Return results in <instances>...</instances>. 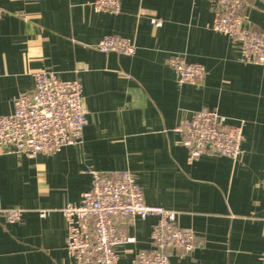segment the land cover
<instances>
[{"label": "crops", "instance_id": "1", "mask_svg": "<svg viewBox=\"0 0 264 264\" xmlns=\"http://www.w3.org/2000/svg\"><path fill=\"white\" fill-rule=\"evenodd\" d=\"M92 1L0 0V115L31 90L36 70L77 78L87 109L79 144L34 156L0 148V264H76L61 208L90 188L88 168L128 170L146 203L177 212L195 246L168 248L170 264H264V67L242 63L240 42L212 29L210 0H119L118 13L97 12ZM243 1V25L262 29L264 0ZM108 34L128 38L135 54L97 50ZM172 54L202 64L204 79L178 85ZM200 109L244 122L237 159L207 148L188 162L174 128ZM15 207L23 213L10 223L3 212ZM154 222L118 221L135 238L118 247V264L150 248Z\"/></svg>", "mask_w": 264, "mask_h": 264}, {"label": "built area", "instance_id": "2", "mask_svg": "<svg viewBox=\"0 0 264 264\" xmlns=\"http://www.w3.org/2000/svg\"><path fill=\"white\" fill-rule=\"evenodd\" d=\"M216 4L211 27L232 40L240 42V60L244 64L264 67V27L254 29L243 25V0H210ZM97 12L118 13L119 0H93ZM3 11L0 8V19ZM151 24L161 26V19ZM101 52H116L131 56L136 45L116 34L103 36L95 45ZM168 64L176 73L178 85L199 84L206 75L205 67L189 62L181 54H172ZM33 85L29 92H21L13 101V111L0 115V148L7 152L34 156L52 154L67 145L81 143L87 124V109L82 102V84L76 79H60L53 71L30 72ZM244 122L230 123L214 109H200L182 120L174 130L188 149L192 162L209 148L213 153L232 159L242 153ZM90 188L83 192L78 203H66L61 212L67 228L65 249L76 264H118V247L135 241L118 228L125 218L155 217L150 233L151 245L139 249L134 264H170L168 248L190 253L195 246L194 232L177 224V212L145 202L135 176L128 170L101 171L88 168ZM264 188V179L261 182ZM48 210H41L40 217ZM21 208H7L3 214L10 223L22 216ZM264 261V251L260 254Z\"/></svg>", "mask_w": 264, "mask_h": 264}]
</instances>
